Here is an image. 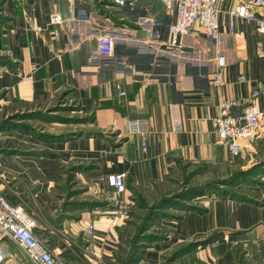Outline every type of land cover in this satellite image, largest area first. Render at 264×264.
<instances>
[{
  "label": "crops",
  "instance_id": "crops-1",
  "mask_svg": "<svg viewBox=\"0 0 264 264\" xmlns=\"http://www.w3.org/2000/svg\"><path fill=\"white\" fill-rule=\"evenodd\" d=\"M239 2L219 0V40L193 25L184 36L188 54L174 57L166 53L171 17L160 0H125L124 5L113 0H0L4 114L72 106L63 110L65 116L89 118L73 127L100 132L55 140L16 132L15 141L38 154L0 153V192L16 203L27 201L39 234L67 241L54 245L50 240L57 251L71 242L93 254L91 264L112 254L117 226L129 217H118L106 200L110 173L125 174L121 197L129 215L172 192L185 167L199 166L201 174L208 166L232 170L264 162V122L242 141L236 156L217 138L212 123L222 99H245L259 89L252 102L264 107V31L236 17L235 33H230L227 11ZM253 10L264 18V6ZM54 13L63 21L53 23ZM106 28L118 35L113 53L92 57L89 40ZM218 56L225 60L224 82L216 87L211 77ZM136 118L148 123L144 148L138 134L128 133ZM48 124L56 130L51 132L60 133L67 123ZM239 156L243 162H234ZM67 172L72 173L68 180ZM261 176L262 184L243 185L251 190L247 199L207 193L196 199L203 204L200 211L169 207L177 219H155V225L168 230V240L154 242L139 264H158L173 243L214 232L217 239L185 253L180 262L264 264V171ZM70 190L81 191L67 194ZM89 223L93 234L84 231ZM1 243L17 263L34 264L8 237Z\"/></svg>",
  "mask_w": 264,
  "mask_h": 264
},
{
  "label": "built area",
  "instance_id": "built-area-1",
  "mask_svg": "<svg viewBox=\"0 0 264 264\" xmlns=\"http://www.w3.org/2000/svg\"><path fill=\"white\" fill-rule=\"evenodd\" d=\"M119 4L125 0H113ZM165 13L171 17L168 23L167 54L174 57H185L188 53L184 45V36L193 25H197L213 40L221 38L219 0H160ZM255 6H264V0H240L236 7L227 11L230 33H235V18L252 20L259 32L264 31V18L253 10ZM51 21L62 22V15L54 13ZM57 33V32H55ZM89 40L92 57H108L113 53L118 39L115 31L106 28L97 32ZM224 56H218L212 70L211 84L218 87L223 84L222 67ZM243 75H239L242 79ZM259 93V89L251 93L248 98H230L219 100L217 113L212 119L214 132L233 156L242 152V141L251 138L258 127L264 122V107H258L252 99ZM147 121L144 118L132 119L128 133L138 134L142 148L146 145L148 133ZM125 174L122 172L107 175V183L111 188L105 193L108 203L116 209L118 217H126L129 208L123 202L121 193L126 190ZM35 221L23 203H12L0 192V264H19L15 255L5 249L1 243L3 238L11 239L34 264H69L49 241L35 231ZM84 231L94 233L92 223Z\"/></svg>",
  "mask_w": 264,
  "mask_h": 264
},
{
  "label": "rangeland",
  "instance_id": "rangeland-1",
  "mask_svg": "<svg viewBox=\"0 0 264 264\" xmlns=\"http://www.w3.org/2000/svg\"><path fill=\"white\" fill-rule=\"evenodd\" d=\"M62 107H67V106H60L59 105V106L53 107L52 109H54V108L55 109H57V108L63 109ZM6 109L7 108H3V107L0 108V141H3L4 139H10V140L15 141L13 136L15 135V133L17 131L12 127H8L5 124L7 122L2 123L3 118H5V117H7V115H9V112L7 115L4 114L6 112ZM52 109L45 111L47 113V115H53L51 113H55L58 115H61V114L65 115V113H64L65 111H63V110H55V109L52 110ZM24 121L29 123V124H32L34 127H36V125L38 126V125H44L45 124V128H43L44 130L56 131V130H51L52 128L49 127L50 124H48V121H44L42 118H34V119H29V120H24ZM56 121H58V120H56ZM59 122H62V121H59ZM64 125L67 126V127L63 126V128H62V129H65V131H68V130L70 131V130H72V128H75V127H73L74 124H64ZM76 130L78 131L79 129L75 128L72 131H76ZM65 131H62V132H65ZM23 134L25 136H28L27 133H23ZM16 142H18V141H16ZM21 142H23V145H25L24 141H21ZM28 147H29V145H26L23 148L27 149ZM33 152H35V154H38V151L36 152V150H33ZM35 154H29V155H35ZM236 160H237V162L239 161L240 163L243 162L242 161L243 159L241 156L235 158L233 161L236 162ZM254 164H257V162ZM249 167L233 168L232 170H230V169H227L224 167H213V166L210 167V166H208V167H205V169H203L201 174L199 172V170H200L199 166L191 167L190 169H187L185 167V169L183 168L182 172H181V170H179L178 179H176V181L174 182V184H175L174 186L177 185L176 188L172 192H170L169 194H165L163 196H160V197H162L161 199H159V200L155 199L154 202L152 203V204H154V203L160 202L162 199H165V198H168L170 201L173 202V203L169 202L168 204L162 203L160 205L161 208H157V209L153 208L154 210L156 209L155 214L152 215L149 222H147V224H146L147 226H145V227L147 228L146 232L155 233L157 235V237H159V238L154 240V241H151L149 243H146L144 241L145 244L148 245L145 248V252L148 249H150L151 245L154 242H163V241L168 240V233H169L168 230L159 226V225H155V219L158 216L165 218V219H177L179 217V215L173 211H170L169 207L182 208V209H192V210L200 211L203 208V204H201V202H199L196 199L201 198V196H203L207 193H212L211 195H214V196L215 195L226 196L227 192H229L230 190H236L238 193L246 196L249 192H251V190L248 189L247 187L243 186V185H245L246 183L247 184L251 183L253 185L262 184L263 180L261 178L262 177L261 174L264 171V165L263 164H261L260 168H258L255 172H253V174L249 178H247L248 182L240 183L237 180L231 186L222 184L224 181L223 179L228 178L232 173H235L238 170L247 169ZM68 179H70V177H68ZM209 181H212L215 183V188L210 186L211 188L203 189V190H201V191H199L196 194H193L191 196H183L181 194L188 187H190V185L191 186H193V184L194 185H201L202 183L209 182ZM217 185H219V186H217ZM221 187L226 189L227 192L224 189L221 190L222 189ZM182 190H184V191L181 192ZM179 192H181V193H179ZM18 202L23 203L25 205V208L30 213V215L31 216L33 215L30 211V208H29L30 206L27 203V201H25V199H21ZM151 205L147 204V206L144 207L145 209L143 210V212H142V210H140V212H138V213H135V214L131 213L129 218H127L128 216L125 217L127 219L121 223V225L119 226L120 228L117 231L118 242L115 243V245H114L115 247H113V250L109 251V253H112V254L107 255V258H104L103 261L101 260V262H99V264H119L122 260L121 258H125L135 248L136 243H137V245H143L142 243H144V242H142V240H139V238L136 237L137 233H138L137 232L138 224L140 223L141 219L145 217V213L147 212L148 208ZM164 214H167V216H163ZM44 235H46V236H44ZM44 235L43 236L47 238L49 243H50V240H52V244H54V245H60V243L65 242L64 239L57 240V238L53 234H49V235L44 234ZM134 237H136L137 242L136 241L133 242ZM191 241L196 242L197 240L193 239ZM189 242L190 241H188V242L177 241L176 243H173L170 246V248L166 249L165 251H163L160 254L158 264H182V262H180L181 261L180 258L185 253L184 252L181 253L180 249L184 248L185 244H187ZM68 245H69L68 248L66 247L61 252V255L69 264H85V262H87V264H88L92 261L91 258H93V254L90 251L79 250L78 247L75 246L71 242H69ZM145 252H144V254H145ZM142 259H143V257H142ZM141 260H137L132 264H139Z\"/></svg>",
  "mask_w": 264,
  "mask_h": 264
},
{
  "label": "trees",
  "instance_id": "trees-1",
  "mask_svg": "<svg viewBox=\"0 0 264 264\" xmlns=\"http://www.w3.org/2000/svg\"><path fill=\"white\" fill-rule=\"evenodd\" d=\"M0 10H1V4H0ZM63 109H55V110H70L73 109L72 106L70 107H62ZM52 109V110H54ZM34 118H42L44 121H62L64 123L67 124H73L76 122H84L87 121L89 118L87 117H82V116H77V115H73V116H61V115H57V114H53V115H47V113L44 111H40V110H24V111H16L13 112L9 115H7V117L3 118V122H7L5 123L8 127H12L14 128L17 132H22V133H27L28 135H32L36 138H41L44 140H55L58 138H71L75 135H82V134H99L100 132H94L93 130H84V129H79L78 131H72V130H68L65 132H60V133H55V132H51L48 130H44L43 128H45V124L44 125H36V127H34L32 124H29L27 122H25L24 120H29V119H34ZM44 130V131H43ZM26 145H23V142L21 141H13L10 139H4L3 141H0V153H4V154H35V152H33V150L27 148L24 149L23 147H25ZM261 164L264 165V162H259L257 164H253L251 165L249 168L247 169H242V170H238L235 173H232L228 178L223 179V183L224 185H233V183H235L237 180L240 183H245L248 182V179L253 172H255L258 168H260ZM70 172L67 173L66 176V180L68 179V177H71ZM67 186V184H66ZM210 186H212L213 188H215V183L212 181L209 182H205L202 183L201 185H194L190 187H186L184 190H182L181 193L183 196H191L193 194H196L197 192L206 189V188H211ZM219 186V185H217ZM216 186V187H217ZM223 190L224 188L221 187ZM226 192L227 190L224 189ZM81 190H70L67 194H71V193H76L79 192ZM7 200H9L12 203H16L14 202V200H10L4 193H2ZM229 197H234V198H238V199H247L245 195L238 193L236 190H230L229 192H227L226 196ZM65 202H68L67 200ZM94 204L97 205H104L106 202L103 200H96L94 201ZM172 202L170 201L168 198L162 199L160 202L154 203L152 204L147 212L145 213V217L141 219L140 223L138 224V230H137V238H139V240H142V242H146L149 243L151 241H154L156 239H158L159 237H157V235L155 233H151V232H146L147 228L145 226H147V222H149L150 218L152 217L153 214H155V210L157 208H161L160 205L162 203H169ZM90 204L88 201H82L79 202V204ZM173 203V202H172ZM153 208H156L155 210ZM154 210V211H153ZM133 214H135L133 212ZM130 213L128 215V217H130ZM163 216H167V214H164ZM36 224V223H35ZM119 226H117V231L119 230ZM38 228L35 226V231L38 233ZM39 234V233H38ZM41 235V234H40ZM42 236V235H41ZM219 236V233L214 232L212 234H210L209 236H207L206 238H201V239H196L197 241H190L189 243L185 244L184 248L180 249L181 253H186L192 249H194L197 246H202V245H206L209 242L214 241L215 239H217V237ZM136 237H134V241H136ZM137 242V241H136ZM144 243H142L143 245H137V243L135 244V248L125 257V258H121V262L119 264H132L137 260H141L144 252H145V248L148 246ZM70 249V248H69ZM72 250V249H71Z\"/></svg>",
  "mask_w": 264,
  "mask_h": 264
}]
</instances>
